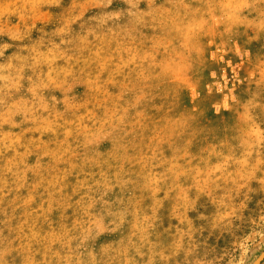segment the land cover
Returning a JSON list of instances; mask_svg holds the SVG:
<instances>
[{"label": "rangeland", "instance_id": "374dc122", "mask_svg": "<svg viewBox=\"0 0 264 264\" xmlns=\"http://www.w3.org/2000/svg\"><path fill=\"white\" fill-rule=\"evenodd\" d=\"M0 264H264V0H0Z\"/></svg>", "mask_w": 264, "mask_h": 264}]
</instances>
